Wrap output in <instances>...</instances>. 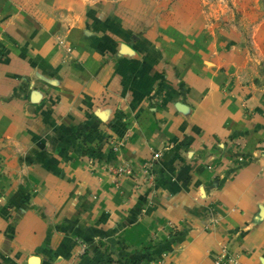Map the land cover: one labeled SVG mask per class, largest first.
I'll list each match as a JSON object with an SVG mask.
<instances>
[{
    "label": "crops",
    "instance_id": "1",
    "mask_svg": "<svg viewBox=\"0 0 264 264\" xmlns=\"http://www.w3.org/2000/svg\"><path fill=\"white\" fill-rule=\"evenodd\" d=\"M142 6L0 0V264H264V72Z\"/></svg>",
    "mask_w": 264,
    "mask_h": 264
},
{
    "label": "rangeland",
    "instance_id": "2",
    "mask_svg": "<svg viewBox=\"0 0 264 264\" xmlns=\"http://www.w3.org/2000/svg\"><path fill=\"white\" fill-rule=\"evenodd\" d=\"M130 1L83 0L87 6L111 4L119 17L128 15L124 9ZM136 1L145 9L147 31L167 45L170 52L165 53L171 57L203 60L204 55L212 57L241 47L248 58L259 62L264 72V0ZM117 151L118 146L112 154ZM126 172V168L118 169L117 175ZM152 178L146 177V181Z\"/></svg>",
    "mask_w": 264,
    "mask_h": 264
},
{
    "label": "built area",
    "instance_id": "3",
    "mask_svg": "<svg viewBox=\"0 0 264 264\" xmlns=\"http://www.w3.org/2000/svg\"><path fill=\"white\" fill-rule=\"evenodd\" d=\"M116 147H117V146H116L115 144H113V145L111 146V152L115 151V150H116ZM158 156H159L158 153L154 154V157H158ZM144 169H147V167H145ZM146 172H147L146 177H151V175L148 174L149 172H148V171H146ZM221 258H223V254H219V255H217V256L215 257V263H219V260H220ZM231 262H232V263H235V261H234L233 259L231 260ZM147 264H162V261H161L159 258H157V259L149 258V259L147 260Z\"/></svg>",
    "mask_w": 264,
    "mask_h": 264
},
{
    "label": "trees",
    "instance_id": "4",
    "mask_svg": "<svg viewBox=\"0 0 264 264\" xmlns=\"http://www.w3.org/2000/svg\"><path fill=\"white\" fill-rule=\"evenodd\" d=\"M144 248H147V245H145Z\"/></svg>",
    "mask_w": 264,
    "mask_h": 264
}]
</instances>
